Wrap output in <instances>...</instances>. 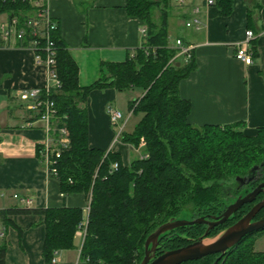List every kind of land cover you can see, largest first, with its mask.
<instances>
[{
    "label": "trees",
    "instance_id": "1",
    "mask_svg": "<svg viewBox=\"0 0 264 264\" xmlns=\"http://www.w3.org/2000/svg\"><path fill=\"white\" fill-rule=\"evenodd\" d=\"M170 2L126 0V13L146 27L142 45L122 62H103L98 78L88 86L79 85L75 61L57 31L51 33L54 67L61 81L60 89L51 97L57 109V125H64L69 136V145L56 158L54 167L63 195L82 193L88 197L87 216L85 219L82 208L68 206L0 210L2 223L15 227L19 237L22 230L7 215H43L41 255L46 264L51 263L54 252L74 248L75 232L84 220L79 264H139L144 240L158 225L185 212L191 213V218L217 214L236 187L229 183L232 180L236 185L235 177H247L258 170V180L264 179V126L255 135H245L239 122L189 123L191 105L180 96L179 82L196 63L192 50L186 61L175 57L178 50L168 33ZM231 3L217 1L219 14H229ZM33 12L27 0H0V13L9 19L17 16L20 25ZM30 39L26 30L22 45ZM39 44L42 46L44 40ZM105 87L143 90L141 97L128 101L131 113L140 112L141 117L132 131L121 132L120 140L146 157L137 156L128 165L121 163L118 154L88 145L87 112L80 104L91 90ZM113 162H117L116 169L111 168ZM254 165L258 167L252 171ZM249 207V203L242 206L238 215L212 228L207 237L216 235ZM205 229L204 224L174 229L162 237L161 247L185 245ZM258 231L245 235L215 264H264V251L253 248ZM5 251L2 240L0 264H5ZM217 256L210 254L180 264H212Z\"/></svg>",
    "mask_w": 264,
    "mask_h": 264
},
{
    "label": "crops",
    "instance_id": "2",
    "mask_svg": "<svg viewBox=\"0 0 264 264\" xmlns=\"http://www.w3.org/2000/svg\"><path fill=\"white\" fill-rule=\"evenodd\" d=\"M217 1L211 5L206 0H185L182 5L170 2L169 39L173 43L180 38L193 51L196 63L179 82V94L190 102L188 121L193 126L239 122L245 135H255L264 126V0H231L227 15L219 14ZM125 5L126 0H48L57 34L78 67L80 86L98 78L103 62H122L142 45V22L129 16ZM195 7L198 11L194 13ZM193 18L198 25L187 27L185 23ZM8 19L0 13V27ZM246 29L254 34L250 64L234 57ZM46 79L47 68L37 60L33 48L22 46L13 37L4 40L0 36V210L80 207L86 219L88 197L60 192L58 178L47 171L37 151L46 137L43 123L16 95L19 88L43 87ZM122 93L112 87L93 89L80 105L87 112L89 147L116 153L121 163L128 165L140 152L120 140L131 114L125 122L119 119L112 124L106 111L118 106ZM135 94L133 99L141 97L143 90ZM26 199L31 204L26 205ZM7 218L22 234L19 237L15 227L5 226L0 219L5 264H46L41 255L43 215L9 214ZM82 233L77 230L74 248L56 251L55 261L49 264H78Z\"/></svg>",
    "mask_w": 264,
    "mask_h": 264
},
{
    "label": "built area",
    "instance_id": "3",
    "mask_svg": "<svg viewBox=\"0 0 264 264\" xmlns=\"http://www.w3.org/2000/svg\"><path fill=\"white\" fill-rule=\"evenodd\" d=\"M30 5L34 8L32 15L25 18L22 25L19 24L17 16H13L8 19L3 26L0 27V36L4 40L9 37H13L18 40L21 44L23 38L26 35V30L29 31L30 39L25 46H30L34 49L36 58L39 62H42L47 68V79L46 84L43 87H30V88H19L16 90L18 99L24 104L25 108L34 112L38 120L43 123V129L45 130L46 137L43 144L39 147L40 156L46 166L47 171L56 176V169L54 167L56 158L59 157L61 151L69 145L68 131L64 125H57V109L55 102L51 95L58 91L61 87V81L55 71V46L54 41L51 37V33L57 31V22L51 17L48 0H27ZM177 5L184 4L185 0H171ZM207 5L213 4V0H206ZM198 9L195 7L193 12H197ZM198 20L193 18L185 23L187 27L198 25ZM140 34L144 37L146 35V27L142 24L139 28ZM253 32L249 29L245 30V36L242 42H239L235 46L234 57L244 64H250L252 62V48L250 47L251 39L253 38ZM40 39L44 40V44L40 46ZM24 46V45H22ZM174 47L177 48L176 58H181L182 61H186L190 57L191 49L182 43L180 38L174 40ZM42 51L43 57L39 51ZM109 120L112 124H116L120 119L123 118L122 113L111 106L106 109ZM131 114V110L127 117ZM139 158L146 157V154L139 152ZM112 169L117 168V162L111 164ZM14 198L17 194L13 195ZM26 205L31 204L30 199L24 200ZM85 223L82 221L78 225V230L83 231L82 236L85 233ZM3 228L0 229V237L3 236ZM55 253L51 259V262L55 261Z\"/></svg>",
    "mask_w": 264,
    "mask_h": 264
},
{
    "label": "water",
    "instance_id": "4",
    "mask_svg": "<svg viewBox=\"0 0 264 264\" xmlns=\"http://www.w3.org/2000/svg\"><path fill=\"white\" fill-rule=\"evenodd\" d=\"M257 167V165H254L251 170L253 171ZM244 179L245 177H235V180L240 182ZM247 180L250 181L251 178ZM263 187L264 181L260 182L244 196L238 195L234 202L226 206L220 216H212V220L207 219L205 216H199L190 220L177 217L170 218L158 225L144 240L143 257L139 264H180L210 254H218L212 263L215 264L228 249L235 246L245 235L264 228V215L262 218L252 221L255 214L264 207V198L256 202L245 215L214 235L208 243L205 242L207 234L215 226L223 224L241 205L254 201L256 195ZM194 224L207 225L202 235L185 245L172 249H163L159 254H156L157 249L162 246L161 239L166 233L182 226Z\"/></svg>",
    "mask_w": 264,
    "mask_h": 264
},
{
    "label": "rangeland",
    "instance_id": "5",
    "mask_svg": "<svg viewBox=\"0 0 264 264\" xmlns=\"http://www.w3.org/2000/svg\"><path fill=\"white\" fill-rule=\"evenodd\" d=\"M140 90H141L140 88L134 87L133 90L123 91V93L121 95L122 98L120 99V102H119L118 106L116 107V109L119 110L122 113L123 118H125L129 114V111H130L129 108H128V101L129 100H132L133 98H135L138 95V94H135V92H137V91L139 92ZM140 117H141V113L140 112L131 113L130 117L128 118L129 120L127 122V125H126L124 131L125 132H128L131 129L132 126H133L132 127V130H133L135 124L138 122V120L140 119ZM229 183H230V186H236V185H234V183H233L232 180ZM236 184H237V182H236ZM237 191H234V197H233V199L236 197L235 195L237 194ZM233 199H231V200H229V199L228 200H225V205H227L228 203H230ZM190 214L191 213L185 212V214L180 215L179 218H185V219H188V220L193 219V218L190 217ZM197 217H199V216H197ZM194 218H196V217H194ZM254 236H255L254 237V243H253L254 244L253 245L254 250H256V251H264V231H258V232H256L254 234ZM212 237H207V239H205V242L206 243L210 242L211 239H212ZM79 240L80 239H78V241ZM78 264H79V261H78Z\"/></svg>",
    "mask_w": 264,
    "mask_h": 264
},
{
    "label": "flooded vegetation",
    "instance_id": "6",
    "mask_svg": "<svg viewBox=\"0 0 264 264\" xmlns=\"http://www.w3.org/2000/svg\"><path fill=\"white\" fill-rule=\"evenodd\" d=\"M248 178H251V180L250 181H248L247 179ZM260 178V174H259V171L258 170H255V171H253L252 173H251V175L250 176H247V177H245V179L242 181V182H240V181H236L237 182V184H236V187L231 191V193H230V199L229 200H231V199H233V197H234V191H237L238 189V191H237V194L235 195L236 197L231 201V202H234L235 200H236V198L238 197V195H242V196H244L245 194H247L248 192H250L252 189H254L260 182H262V181H264V179H260V180H258ZM257 181V182H256ZM255 182V183H254ZM252 183H254V184H252ZM242 193H241V192ZM241 193V194H240ZM259 195H261V197L260 198H257ZM264 198V187L262 188V190L256 195V198L254 199V201H252V202H248L249 204H250V207H249V209L256 203V202H258V201H260V200H262ZM230 202V203H231ZM230 203H228L227 205H229ZM245 204H247V203H244L243 205H241L234 213H232L230 216H229V218L228 219H230V218H232V217H234V216H236V215H238V212H239V210H240V208L242 207V206H244ZM227 205H224L222 208H221V210H220V212L219 213H217V214H208V215H203V216H205L207 219H209V220H212V216H220L221 215V213L223 212V210L226 208V206ZM248 209V210H249ZM247 210V211H248ZM247 211L245 212V213H243V214H240L235 220H233L230 224H227L225 227H227V226H229V225H231L232 223H234L236 220H238L240 217H242L243 215H245L246 213H247ZM264 215V207L262 208V209H260L256 214H255V216L253 217V219H252V221H256V220H258V219H260V218H262V216ZM227 219V220H228ZM227 220L224 222L225 224L227 223ZM205 225V224H204ZM205 227H207V225H205ZM250 234V233H249ZM163 250V248L162 247H160L159 249H157V251H156V254H159L161 251Z\"/></svg>",
    "mask_w": 264,
    "mask_h": 264
}]
</instances>
